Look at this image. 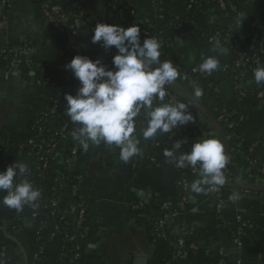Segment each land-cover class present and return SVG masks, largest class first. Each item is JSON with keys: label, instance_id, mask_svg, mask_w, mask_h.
<instances>
[{"label": "crops", "instance_id": "0c3cea01", "mask_svg": "<svg viewBox=\"0 0 264 264\" xmlns=\"http://www.w3.org/2000/svg\"><path fill=\"white\" fill-rule=\"evenodd\" d=\"M53 1L63 2L65 6L68 3L66 0ZM90 1L95 2L97 13L95 21L89 22V25L97 21L126 27L125 22L107 11V0ZM203 1L200 0V3L204 11L194 8L192 13L194 29L202 36L186 37L176 47H170V50L190 70L197 68V63H202L203 58L213 56L219 60L218 69L211 75L205 74L212 78V87L219 100L208 96L206 106L201 97L197 100L214 119L219 116L220 107L228 113L242 115V123L232 135L239 143L258 145L252 157L263 167L264 103L251 107L239 98L234 76L240 71L235 67L236 63L229 51L223 55L213 51L214 41L206 35L214 37V25L219 23L211 4ZM228 1L244 3V16L238 25L245 26L264 43V0ZM156 3L170 9L167 21L168 18L180 21L190 16V6L185 0H131L140 17L147 19L152 15L159 27L163 28L167 21L158 18ZM46 5L47 2L41 6L34 0H10L8 18L5 22L0 20V171L6 170L16 161L26 164L28 172L22 179L29 182L34 180V188L39 189L42 196L35 202V208L26 205L21 212L0 203V251H5L6 261L9 264H27L31 254L38 248V238H46L48 231L52 230L44 245L45 253L37 264H262L264 185L259 181L260 178L234 181L225 177L229 183L249 189L223 185L224 191L220 198L223 202L222 214H218L217 199L209 195L205 185L201 192L192 190L191 185L202 179L200 176L189 175L190 188L186 201H182L178 195L183 174L180 167L169 163L164 151L174 143L182 142L185 131L197 132L206 139L215 136L219 140L220 137L197 104L180 96L176 86H165V89L180 103L189 106L195 123L173 128L168 133H158L145 140L140 114L134 118L133 135L139 140L141 154L131 157L128 162L120 160L119 149L114 145L103 142L94 145L89 142L86 151L81 145V153L70 174L78 172L77 175L82 179L79 193L95 234L78 241L83 255L80 260L74 258L75 247L66 240V236L72 233L75 218L66 214L67 211L62 214L60 206L56 209L52 207L59 175L37 177L35 173L39 160L29 141L35 137L34 127L40 117L49 112L56 95H74L80 86L72 72L65 70L66 63L76 55H86L93 60L99 58L108 68L111 63L99 56L96 50L99 43H91L93 32L90 26L72 45L68 32L58 27L48 16ZM127 17L131 19L129 15ZM5 50L21 52V59L15 68L11 67L9 58L1 57ZM238 51L245 57H253L256 53L255 46L251 44L239 46ZM254 65H264V53L257 55ZM228 67L230 71H227ZM204 79L203 75L197 80L182 79L179 75L175 82L195 97L192 90L196 86L207 87ZM262 86L255 83L252 74L245 73L239 88L241 92L250 94L259 91ZM160 103L154 99L153 106ZM180 151L185 149L182 147ZM197 166L199 168V164ZM183 169L189 171L190 167ZM234 193L241 198L232 201L230 196ZM4 195L6 192H0V199ZM138 201L148 207L145 214L130 210V206ZM162 203H171L172 209L160 227V219L154 209ZM42 208H46V211ZM37 211L44 213L39 218L34 217ZM240 222L251 225L242 236V250L238 249L235 242ZM180 240L184 241V246L179 245ZM63 248L67 250L62 257L60 251Z\"/></svg>", "mask_w": 264, "mask_h": 264}, {"label": "clouds", "instance_id": "9594fccd", "mask_svg": "<svg viewBox=\"0 0 264 264\" xmlns=\"http://www.w3.org/2000/svg\"><path fill=\"white\" fill-rule=\"evenodd\" d=\"M92 32V44L99 43L105 50L114 47L116 54L112 57L111 69L101 59L93 60L86 55H76L65 64V70H70L80 85L75 95L64 96L66 115L79 125L76 138L85 151L89 142L94 145L103 142L118 148L119 158L124 162L141 154L139 140L133 133L134 118L141 114L142 109L146 123L142 129L145 140L195 123L188 105L163 103L165 86L175 82L179 73L172 61H160L161 44L157 38L147 36L141 40V29L135 24L121 27L97 23ZM212 39L213 51L219 55L228 52L218 38ZM219 63L216 57L209 56L202 59L197 70L211 75ZM253 77L257 85L264 84V65L253 69ZM202 95L203 90L196 87L195 98ZM154 99L161 103L154 107ZM181 148L182 142H176L164 151V155L169 158V163L175 162L180 168L199 164L202 179L191 185L193 191L201 192L203 185L225 184L222 169L228 163V157L221 141L208 138L194 142L191 150L180 151ZM27 172L28 166L18 161L0 171V192H6L0 203L17 212L26 205L35 208V202L41 196V191L34 188L29 180L22 179ZM240 198L235 193L230 196L232 201Z\"/></svg>", "mask_w": 264, "mask_h": 264}, {"label": "trees", "instance_id": "16d2710c", "mask_svg": "<svg viewBox=\"0 0 264 264\" xmlns=\"http://www.w3.org/2000/svg\"><path fill=\"white\" fill-rule=\"evenodd\" d=\"M115 1L116 0H107V11L113 15V16H117L119 19H121L123 22H125L126 26L128 25V22H130V20H128L127 16H125V12H132L134 11L133 9H126L124 10V8L122 7H117L115 6ZM128 3L131 2V0H126ZM189 6H191L190 1L191 0H185ZM34 2H36L38 5H44V3H50L53 4V0H34ZM197 5L196 8L198 9V11L202 12L204 11V8L202 7V4L200 3V0H197ZM208 3L211 4V6L213 7L214 11H215V15L218 19V25H214V33H218L219 37L218 39L221 42L222 47L227 48L228 51L231 53L232 58L234 60L235 63L242 61L244 59H246L247 57H245L242 53H240L238 51L239 46H243L246 45V43L243 41V38L245 35H252L251 31L247 30L245 28V26L242 28V30L238 31V32H232L233 26H235L236 24H238V22L241 20V18L244 16V11H245V6L243 4H237V3H232L234 5L235 9H231L228 5L227 2H225V9L222 7V3L220 0H208ZM89 6L91 7V9L88 10V12H86L85 14H83L81 16V20H82V24L83 27L81 30H85L87 27H91L92 29L95 28L96 24H90L89 22L91 21H95V15H96V11L97 8L95 6V2L91 1ZM84 4L79 3L77 8H71L69 6V8H67L66 12L70 13V14H76L78 15L80 12L81 8H84ZM52 8V5L50 7V10ZM155 9L156 10H160L164 15L168 16L170 14V9L161 4V3H156L155 4ZM9 10H10V0H0V20L2 22H5L8 18L9 15ZM123 11V12H122ZM190 16H188L187 18L183 19V20H175L173 18H168V25H169V31L170 34H172L174 31L176 30H180L181 29V33L184 34V37L182 38L181 36L179 37H171V38H162L160 36V30H158V22L155 19L154 16H149L147 19H143L141 24L139 25L140 29H141V38H145L147 36L149 37H155V38H161L159 40L161 47L159 49L160 53H161V62L163 61H172L174 67L177 68L178 73L180 75V77L182 79H187L190 78L191 80H197L199 75L193 73L192 70L188 69L186 66H184L182 64V62L180 61V59L178 58V56H176V54L170 50V47L174 46L177 42H178V38L180 39H184L186 37H190V36H202V34H200L197 30L194 29V18L192 16V13L194 11V7L190 8ZM139 16V13H135V15ZM253 36V35H252ZM207 38H212L209 35H206ZM96 50L99 54V56L102 59H108L109 62L111 63L109 66V69L112 68V57L113 55L116 54V50L113 47L112 49L109 50H105L104 48L101 47L100 44H98L96 46ZM255 51H258L257 47H255ZM2 58H9L11 61V67H12V63L14 59H16L15 61V67L18 64V60L21 59V52L19 51H3L2 52ZM199 63H197V68L199 67ZM14 67V68H15ZM254 67V69L256 68L255 66H253L252 64H248L247 66H244L240 72H238L235 76H234V80H235V89L238 92L239 98H241L243 101L247 102L251 107H256L259 104L264 103V96L263 98L259 97L260 92H264V84L263 86L259 89V91L254 92V93H243L240 91V84L241 81L245 75V73L250 71V68ZM13 68V67H12ZM227 71H230V68H227ZM206 73H202L203 76H205V83L207 85V87L203 88L200 86H196L199 87L203 90V95L201 96V100L202 103L206 106L207 105V97L210 96L212 98H214L216 101H218L219 99L217 98L218 95L216 94V92L214 91L212 85H213V80L210 76H206ZM195 87V88H196ZM195 88L192 90L193 94L195 91ZM207 92V93H206ZM76 94V91H74V95ZM54 103H57L56 105H54ZM224 109L223 108H219V111L222 112ZM66 111H67V105L66 102L64 100V97H62L61 95H56L55 99L52 101V106L51 109L49 110L48 113H46L45 115L41 116L39 121L44 122V124L46 125L47 129H48V138L50 141V152H45V150L41 151L40 157H41V174H44L45 176L48 175H52V176H57L59 175V187L55 190V197L59 199L60 201V207L62 209V214L65 213V211L69 210V207L67 206L68 202L70 201L71 197H72V189L76 184V179L72 178L75 177V175L79 174L78 172H74L75 175H71L70 173L73 170V164L76 160V158L80 155L81 151H79V155L77 157L72 156V150L74 148V146L76 145L74 143L73 138L71 137V129L70 127H74L75 124H73L70 121V117H68L66 115ZM47 116H50L51 119H57V122L55 123L54 126L50 125L49 126V121L47 119ZM141 116H144V110L142 109L141 111ZM215 120L217 121V123L220 125L223 135L225 137V142L221 141L219 139V141L222 142V144L224 145V148L227 147V157H228V163L226 164L225 167V177L231 180H237V179H242V178H249V173H248V165L246 163V161L241 158L240 156L236 155V148L238 149V146L236 145V141L235 139H233L230 136V133L228 132V130L226 129V125L227 123L224 121H220L219 117H215ZM243 117L242 115H238V114H233L231 113L229 118H228V122L229 123H235L237 124V126L239 127L242 123ZM217 136V135H216ZM215 136H211L208 138H214ZM207 138V139H208ZM181 142V141H180ZM226 143V144H224ZM237 146V147H236ZM182 147L185 149V151H187V149L189 148V145H185L182 143ZM241 148H243L246 151H250L252 150V152H254L255 150H257L259 147L258 145H256L255 143H249V142H244L241 143ZM35 153L39 152V148H36L34 150ZM58 155H60L58 157ZM169 161V158H167ZM69 160V163L67 164L65 161ZM171 164L176 166L175 162H172ZM257 164V163H256ZM47 165V168L44 169V166ZM181 169V173L183 174L182 179L187 178L189 176L188 174V170L180 168ZM187 174V175H186ZM186 175V176H185ZM78 176V175H77ZM253 177L256 178H264V175L260 172H255ZM188 179V178H187ZM224 189V187H223ZM180 190V188H179ZM178 190V195L179 197L182 196V189L179 191ZM73 204H75L76 206L80 205L82 203V199L81 196L79 194H77L73 199H72ZM144 205L142 202L138 201L133 203L130 206V210L133 211L134 213L137 214H145V212H147L148 207L146 205L145 208L143 209H135V206L137 205ZM163 204H159L158 206L155 207L154 209V213L156 214L157 217H159V221H164L166 219V216L170 215V211L166 212L164 211L163 208ZM85 224H84V228H82L81 233L85 232L88 229V233H87V237H92L95 234V229L94 227H92L91 225L87 226V224L89 223L88 218L85 219ZM239 226V224H238ZM155 229L158 230V228L155 226ZM248 230L245 229L243 234L246 233V231ZM50 231V230H49ZM46 235V238L41 239V237L38 238L39 240V245L38 248L31 254V256L29 257L27 264H37V261L44 255L45 251H44V245L46 242H48L49 236L51 234V231ZM57 232V231H56ZM55 232V233H56ZM242 234V236H243ZM73 249V248H72ZM67 249H61L60 251V255H64V253L66 252ZM80 254V256L78 258H76L77 260H80L82 258L83 255V250L80 248L79 250H77V252H74V258L76 257L77 254ZM0 262H2V264H9L8 261H6L5 258L0 257ZM262 264H264V255L262 256V260H261Z\"/></svg>", "mask_w": 264, "mask_h": 264}, {"label": "built area", "instance_id": "2783aa9c", "mask_svg": "<svg viewBox=\"0 0 264 264\" xmlns=\"http://www.w3.org/2000/svg\"><path fill=\"white\" fill-rule=\"evenodd\" d=\"M66 1H68L66 6L64 5L63 2L59 3V2H54L53 1V4L47 3V5L45 6V10H46L48 16L50 17V19L53 20L58 27H60L63 30H66L68 32L69 37H70V43L72 45H74L76 43L79 35L83 32V30H81L82 27H83L81 16L83 14H85L86 12H88L89 9H91V7L89 6L91 1L90 0H73V1L66 0ZM196 1L197 0H191L190 1V4H191L190 8H193V7L196 8V5H197ZM220 1L222 3V7L224 9L226 7L225 2H227V5L231 9H235L234 5L232 4L233 2L228 1V0L227 1L226 0H220ZM203 2H208V0H204ZM79 3L84 4L85 7L80 9V11H79L80 13L78 15L70 14V13L66 12V10H67V8H69V6L71 8H77ZM51 5H52V8L50 10ZM115 6L122 7V8H124V10H126V9H133L134 10L132 12H125V16L129 15L131 17V19H128V20H130V22H128V25L126 27L131 26L133 24L139 26L141 24L142 20L144 19V18L138 16L137 14L135 15V13H137L138 10H137L136 7H134L131 4V2L128 3L126 0H116L115 1ZM157 15H158L159 19L161 18L162 20L167 21V16L164 15L160 10H157ZM92 22L93 21H91V23ZM242 28L243 27L241 25L236 24L235 26H233L232 32H238V31L242 30ZM158 30H160V36L162 38H171V37H176L177 38L179 36H181L182 38L184 37L183 33L180 34L181 29L180 30H176L172 34H170L168 21H167V23L165 24V26L163 28L159 27V23H158ZM214 37L218 38L219 34L216 33ZM212 38H210V39H212ZM160 39L161 38L159 37L158 41ZM177 40H178V42L172 47H176V45L180 44L181 41H182V39L179 40V38ZM243 41L246 44L254 45L255 47H257L258 51H256V53H255V55H253V57H247L246 59H244L242 61H239V62H237L235 64V67L239 71L244 66H247L248 64H252L253 66H255L254 65V61H255L257 55L264 53V43L262 41H260L259 38H256L255 36H252V35H245L244 38H243ZM161 58H162V56L160 55L159 59L161 60ZM15 61H16V59H14L13 60L14 63H12V67L13 68L15 67ZM197 69L198 68H194L192 70L193 73L198 74L199 76L202 75V73L199 72ZM253 69H254V67L250 68V71L247 72V73L253 75ZM188 79L191 80L190 78H188ZM165 91H166V95L164 97L163 103H168V104H171V105H176V104L180 103L179 99L176 98L171 92H169L166 89H165ZM263 96H264V92H260L259 97L263 98ZM56 104L57 103H54V105H56ZM230 114L231 113H228L226 111H222V112H220L218 117H219L220 121H224V122L227 123L226 129L230 133V136L233 139H235V137L232 134L238 128V126L235 123H229L228 122V118H229ZM47 119L49 121V126H50V122H51L52 126H54L55 123L57 122V119H51L50 116H47ZM70 121H71V119H70ZM142 121H143L144 127H145L146 123H145L143 117H142ZM70 129H71V137L73 138L74 143L76 144L74 146L71 154H72V156L77 157L79 155V151L81 149V143L76 138L78 133H79V126H74L72 128L70 127ZM34 131H35V135H34L35 137L32 138V140L29 141V145L34 150L36 148H39V152L38 153L34 152V154L37 156V158L39 160V167H38V170H37V172L35 174H38L37 177H40V176H44V174H41V163H40L41 157H40V154H41V151H43V150H45V152H50V150H51L50 149V141H49V138H48V129H47L46 125L44 124V122H42V121L37 122V124L34 127ZM204 139H206L205 136L204 135H199L197 132L191 133V132L185 131L183 133V136H182V142L185 145H189V149L190 150H191V146H192V144L194 142H196L197 140H204ZM235 141H236V145L238 146V149L237 148L235 149L236 150V155L240 156L241 158H243L246 161V163L248 165L247 169H248V173H249V178L250 179L256 178V177H253L255 172H260V173H262L264 175V166L263 167L259 166V164L253 159L252 150H250V151L244 150L243 148H241V143H239L236 139H235ZM59 156L60 155H58V157ZM65 162L68 164L69 160H67ZM46 168H47V165L44 166V169H46ZM189 171L190 172H188V174L190 176H197V177L200 176L199 168H198L197 165L194 166V167H190ZM190 176H188V177H190ZM33 177H36V176L34 175ZM72 178L76 179V184H75V186L72 189V197H71L70 201L67 204V206L69 207V210L66 212V214H68L70 216H73L75 218V223H74V228H73L72 233L68 234L66 236V240L69 243H71L72 245H74V247H75L74 251L77 252V250L80 249L78 241L81 240V239L87 238L88 229L85 232H83V233H81V230H82V228H84V224L86 223L85 219L88 218V216H87V211H86V208H85V205H84V202H83L82 198H81L82 199V203L80 205H78V206H76L72 202V199L77 194L80 195V193H79L80 192V183H81V180H82L79 176H75V177L72 176ZM187 178H184L182 180V182H181V189H182V196L181 197H182V201H186L187 200L186 195H187V192L189 191V188H190V181ZM259 181L261 182L262 185H264V178H260ZM30 183L33 185V187L35 186L34 180L30 181ZM58 187H59V184L54 187L55 190ZM205 188L207 189V191L209 192V195L212 198L217 199V206H216L217 212H218V214H222L223 202H222V200L220 198H221L222 192L224 191L223 185L222 186L205 185ZM41 198H42V196H40L39 199H41ZM58 206H59V199L55 198V200H54V202L52 204V207L56 209ZM143 208H145V206L142 205V204L135 206V209H138V210L139 209H143ZM162 209L164 211H166V212H168V211L171 212L172 204L171 203H164ZM42 210L46 211V208H42ZM43 211H37L34 214V217H38L39 218L40 215L42 213H44ZM167 217L168 216H166V218ZM89 225L90 224L88 223L87 226H89ZM158 225L160 227H162L163 226V221L158 222ZM250 227H251V225L249 223H247V222H240L239 226L237 227L236 235H235V237H236L235 238V242H236L239 250L243 249L242 234H243L245 229L250 228ZM56 230H59V228H56ZM179 245L180 246H184V241L180 240L179 241ZM79 256H80V254L78 253L76 255V258H78ZM0 257L5 258V251L4 250L0 251ZM261 260H262V258H260V261Z\"/></svg>", "mask_w": 264, "mask_h": 264}, {"label": "water", "instance_id": "95a60500", "mask_svg": "<svg viewBox=\"0 0 264 264\" xmlns=\"http://www.w3.org/2000/svg\"><path fill=\"white\" fill-rule=\"evenodd\" d=\"M103 3H104V1H103ZM101 9H102V8H101ZM101 13H102V10H100V12H99V20H100V17H101ZM166 86H167V87H170V86H176V87H178V88H179V90H178V94H179L180 96H182V97H186V98H188V99L193 100V101L197 104V107L202 111V113H203L204 115H206V116L209 118L210 122L213 124V126H215L216 131H217V133H218L220 139H221L223 142H225V141H224V140H225V137H224V135H223V132H222V129H221L220 125L217 123V121L214 119V117H213L212 115H210V114L207 112V110L201 106V104H200V102L197 100V98L191 96V95H190V94H189V93H188L183 87H181L177 82H173L171 85H166ZM224 144H226V143H224ZM225 154H226V156H227V147L225 148ZM225 167H226V166H225ZM222 172H223V174H224V176H225V168L222 169ZM224 186L229 187V188H236V189H237V188L249 189L247 186H239V185L231 184V183H229L226 179H225V184H224ZM262 189L264 190V188H262Z\"/></svg>", "mask_w": 264, "mask_h": 264}]
</instances>
